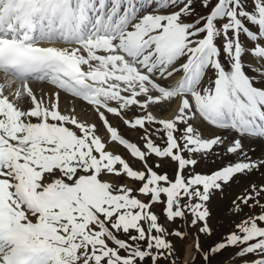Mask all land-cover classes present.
Here are the masks:
<instances>
[{
  "label": "snow or ice",
  "instance_id": "snow-or-ice-1",
  "mask_svg": "<svg viewBox=\"0 0 264 264\" xmlns=\"http://www.w3.org/2000/svg\"><path fill=\"white\" fill-rule=\"evenodd\" d=\"M258 138L264 0H0V264H174L167 237L186 233L169 232L152 207L211 236L212 196L264 169L244 148ZM229 154L236 162L195 172ZM153 156L178 165L174 179L149 166ZM245 207L260 211L204 251L205 264L228 248L232 261L264 264V184L231 212Z\"/></svg>",
  "mask_w": 264,
  "mask_h": 264
},
{
  "label": "rangeland",
  "instance_id": "rangeland-1",
  "mask_svg": "<svg viewBox=\"0 0 264 264\" xmlns=\"http://www.w3.org/2000/svg\"><path fill=\"white\" fill-rule=\"evenodd\" d=\"M197 10L201 11L199 7ZM81 107L82 106L80 105L79 101H77V110L79 111ZM88 118L90 121L95 119L92 116H89ZM110 119L112 118L110 117ZM113 123L115 124L117 121L113 120ZM119 130L125 138L130 140V142H136L138 144L140 143V140L138 139L140 136L139 132L130 131L122 124H120ZM214 131L216 134L227 137L228 140H231L232 136L236 135L235 133L229 135V133L225 130ZM154 140L158 146H164L160 139L154 137ZM244 148L246 151H248L253 160L264 157V138H258L252 141L245 140ZM115 151L121 154L122 157L130 163V166L133 167L134 170H144L142 162L132 158L122 146L116 148ZM217 151L223 153L224 149L221 147ZM236 160L237 157L233 154L221 155L219 157L213 156L207 160H200L195 167V172L200 174H211L212 171L219 170L220 168L226 166V164L229 162H236ZM148 163L149 166H153L154 170H156L158 174H167L170 179L175 178L178 165L171 161L170 158H156L153 156L148 161ZM156 164H159L160 166L157 168L155 167ZM184 174L187 176V171ZM117 183L128 185L134 189V194H136L138 198L141 200L146 199L135 192V190L141 186L139 183L128 178H121ZM252 183H256L257 185L264 184V169H261L260 172H254L252 175L247 177L238 176L236 180L224 187L222 193L216 192L215 195L212 196L211 200L207 204V207L210 211L208 224L212 229L211 236L199 233L198 227L200 225L191 226L190 223L186 224L185 221L180 219H177L174 223H169L161 214L163 205L157 204L152 207V211L159 217V222L166 229H168L169 232L179 230L183 233H186L183 239H180L174 235H169L167 237V239L174 246V253L171 257V259L174 261V264H205L204 260L202 259L204 251H208L210 246H214L215 243L221 242L228 233L234 231L235 225L239 223L242 218H244L245 214L253 215L260 211L259 208L250 210L249 208L245 207L243 212L239 215H233L231 212L232 202ZM187 219L190 222L191 216H188ZM121 238L125 237L121 236ZM197 242L200 244L203 251L197 250L195 247ZM188 248L190 249V255L186 258ZM236 251H238L236 248H228L223 250L219 255H216L212 259L211 264H242L240 259H236L234 261L231 260ZM246 259H251V257H247ZM159 264H167V262L164 259H161Z\"/></svg>",
  "mask_w": 264,
  "mask_h": 264
},
{
  "label": "bare ground",
  "instance_id": "bare-ground-1",
  "mask_svg": "<svg viewBox=\"0 0 264 264\" xmlns=\"http://www.w3.org/2000/svg\"><path fill=\"white\" fill-rule=\"evenodd\" d=\"M32 87L34 88L35 91H37V93H39V90H40V84L37 83V82H34L32 84ZM71 98L62 94L61 95V109L62 110H65V109H68L71 107ZM159 116H161L162 118H168L169 116V113L168 112H161L160 114H158ZM190 255V249L188 248L187 249V254H186V258Z\"/></svg>",
  "mask_w": 264,
  "mask_h": 264
}]
</instances>
